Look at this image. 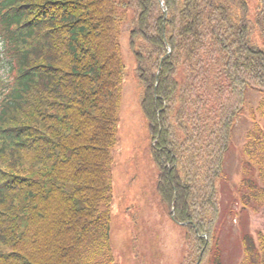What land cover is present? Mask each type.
<instances>
[{
	"label": "trees",
	"instance_id": "16d2710c",
	"mask_svg": "<svg viewBox=\"0 0 264 264\" xmlns=\"http://www.w3.org/2000/svg\"><path fill=\"white\" fill-rule=\"evenodd\" d=\"M130 16L158 192L187 224L182 264H221L219 182L250 90L264 119V0L254 14L248 0H0V264H116ZM243 149L241 185L264 208V123ZM244 240L241 264H264V236Z\"/></svg>",
	"mask_w": 264,
	"mask_h": 264
},
{
	"label": "rangeland",
	"instance_id": "374dc122",
	"mask_svg": "<svg viewBox=\"0 0 264 264\" xmlns=\"http://www.w3.org/2000/svg\"><path fill=\"white\" fill-rule=\"evenodd\" d=\"M248 1L254 14L258 0ZM131 19L132 16L125 22L120 38L126 69L117 144L112 152V248L116 264H182L187 250L186 232L172 221V210L158 192L160 173L153 159L150 127L141 108L142 88L130 44ZM261 99L259 92H248L244 112L236 122L231 148L225 158L219 184L221 264H241L244 237L258 244L264 236V208L258 206L256 210L241 185L247 175L243 151L247 135L255 121L264 123L258 112Z\"/></svg>",
	"mask_w": 264,
	"mask_h": 264
},
{
	"label": "water",
	"instance_id": "95a60500",
	"mask_svg": "<svg viewBox=\"0 0 264 264\" xmlns=\"http://www.w3.org/2000/svg\"><path fill=\"white\" fill-rule=\"evenodd\" d=\"M165 13L167 14V10H165Z\"/></svg>",
	"mask_w": 264,
	"mask_h": 264
}]
</instances>
